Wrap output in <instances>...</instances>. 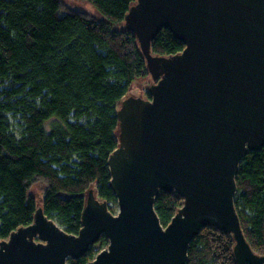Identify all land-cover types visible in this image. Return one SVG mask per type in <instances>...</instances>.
<instances>
[{"label":"water","instance_id":"95a60500","mask_svg":"<svg viewBox=\"0 0 264 264\" xmlns=\"http://www.w3.org/2000/svg\"><path fill=\"white\" fill-rule=\"evenodd\" d=\"M101 19L88 1L63 0ZM153 82L139 83L117 110L118 146L108 165L118 211L90 189L78 235L36 207L34 222L0 241V264H68L104 235L88 264H187L209 226L232 235L236 264H264L235 208L236 177L264 147V0H137L124 18ZM168 28L185 48L166 57L151 43ZM143 88L148 97H139ZM176 192L183 207L163 227L155 202Z\"/></svg>","mask_w":264,"mask_h":264},{"label":"trees","instance_id":"16d2710c","mask_svg":"<svg viewBox=\"0 0 264 264\" xmlns=\"http://www.w3.org/2000/svg\"><path fill=\"white\" fill-rule=\"evenodd\" d=\"M101 19L66 10L61 0H0V241L34 222L35 199L67 233L78 235L90 189L115 213L108 165L118 146L116 116L131 83L148 75L135 34L124 18L137 0H86ZM184 44L168 29L151 43L172 56ZM235 208L251 249L264 255V147L249 152L236 177ZM160 191L155 208L167 227L183 207ZM106 236L79 259L88 264ZM232 235L205 227L191 242L187 264H236Z\"/></svg>","mask_w":264,"mask_h":264},{"label":"rangeland","instance_id":"374dc122","mask_svg":"<svg viewBox=\"0 0 264 264\" xmlns=\"http://www.w3.org/2000/svg\"><path fill=\"white\" fill-rule=\"evenodd\" d=\"M63 2V4L66 6V10H74L73 8H71L70 6H68L67 4H65V2L63 0H61ZM81 1H86V0H81ZM145 82H153L152 77L150 76V74L146 75V76H142L137 78L136 80H134L130 87L128 88L127 94L125 97H129L132 95V93L134 92V90L137 88V86L139 85V83H145ZM148 89L149 88H143L140 90L139 92V97H143L146 98L148 97ZM29 194L35 199L36 204L39 206L42 204L43 201V195H44V187L41 184H35L31 190L29 191ZM115 213H117L118 211V205L115 206ZM107 248V247H106Z\"/></svg>","mask_w":264,"mask_h":264},{"label":"built area","instance_id":"2783aa9c","mask_svg":"<svg viewBox=\"0 0 264 264\" xmlns=\"http://www.w3.org/2000/svg\"><path fill=\"white\" fill-rule=\"evenodd\" d=\"M104 249H106V248H104Z\"/></svg>","mask_w":264,"mask_h":264}]
</instances>
